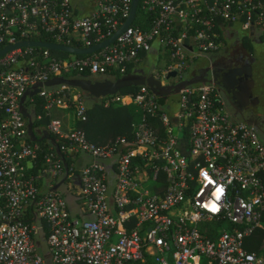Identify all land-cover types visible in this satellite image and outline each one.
<instances>
[{
    "label": "built area",
    "instance_id": "built-area-1",
    "mask_svg": "<svg viewBox=\"0 0 264 264\" xmlns=\"http://www.w3.org/2000/svg\"><path fill=\"white\" fill-rule=\"evenodd\" d=\"M132 1L93 0L80 15L72 0H0V51L94 46L123 26ZM139 9L147 28L130 25L92 54L20 46L0 56V264H264V246L245 247L264 231V143L199 64L227 29L264 34V0H138ZM150 57L148 74L175 92L137 86L98 98L139 118L130 139L92 144L75 127L88 107L63 80L114 81ZM199 70L208 80L189 83Z\"/></svg>",
    "mask_w": 264,
    "mask_h": 264
},
{
    "label": "crops",
    "instance_id": "crops-1",
    "mask_svg": "<svg viewBox=\"0 0 264 264\" xmlns=\"http://www.w3.org/2000/svg\"><path fill=\"white\" fill-rule=\"evenodd\" d=\"M92 1L83 2L82 7L85 13L93 10L94 3ZM72 5L78 11L79 8L73 0ZM229 32L230 29L224 32L223 47L214 52L216 55L214 58H210L209 64L212 67L215 63H221L219 68L224 74L220 80L222 87L220 86L219 90L227 110L234 119L243 120L254 125L256 129L262 130L263 135H259V137L264 143V34L249 33L247 30L228 34ZM154 52L153 50L152 53ZM237 59L240 62H237ZM249 64L257 65L259 69V76L256 77L253 84L247 82L241 73ZM214 81L216 82L215 78ZM53 115L60 116V119L63 118L61 113L56 110ZM86 160L88 161L87 158H85ZM68 200L74 210L73 199L68 196Z\"/></svg>",
    "mask_w": 264,
    "mask_h": 264
},
{
    "label": "water",
    "instance_id": "water-1",
    "mask_svg": "<svg viewBox=\"0 0 264 264\" xmlns=\"http://www.w3.org/2000/svg\"><path fill=\"white\" fill-rule=\"evenodd\" d=\"M138 7V0H133L131 5V12L126 20V22L121 26V28L109 39L98 43L94 46L79 49V48H71L66 47L58 44H52V43H46V42H35V41H29V42H22L19 44H16L11 47H7L0 51V56L4 54L7 50L15 49L17 47H41V48H47L56 52L61 53H69L75 56H84L92 54L100 49L108 47L111 43H113L116 39V37L125 31L130 25H132L136 12ZM203 76L197 74L196 76H192L193 79L189 83H196V82H203L207 81L209 77V72L207 70H203ZM176 75L175 72L169 73L167 78H174ZM64 83L67 85L80 89L83 92L87 93L89 96L98 99L104 96L114 95L118 93L120 90L130 87H137V86H146L148 87L157 97H163L165 94L169 93L168 89L170 87H164L162 86L161 82L158 80H155L153 76L149 75L146 77H141L138 75H130V76H123L120 79L116 81L111 80H97L93 81L91 79H70V80H63ZM35 95V93L33 94ZM23 116L27 117V112L24 108H22ZM46 138H50V136H46Z\"/></svg>",
    "mask_w": 264,
    "mask_h": 264
},
{
    "label": "trees",
    "instance_id": "trees-1",
    "mask_svg": "<svg viewBox=\"0 0 264 264\" xmlns=\"http://www.w3.org/2000/svg\"><path fill=\"white\" fill-rule=\"evenodd\" d=\"M146 16L139 9L137 11L136 19L134 20L132 26L147 28L148 26H143V21ZM130 68L127 71L126 76H130ZM132 75V74H131ZM72 79H90L87 73H82L78 76H75ZM120 79L117 77L114 81ZM136 87L125 88L122 91L127 89H134ZM73 90H76L73 88ZM80 90V89H79ZM91 97V96H90ZM39 100L40 103L36 106V113L43 114V102L36 98L35 101ZM132 117L128 110L123 106L111 107L108 108L105 113L103 109L97 107L95 104L88 107L87 119L85 122H77L75 127L79 130L85 132L87 139L96 146H104L110 141H114L117 137H126L130 139L131 123ZM35 125V124H34ZM46 129V128H45ZM69 160H66V166L69 165ZM264 246V231H257L250 242H246L245 247L249 251L260 252Z\"/></svg>",
    "mask_w": 264,
    "mask_h": 264
},
{
    "label": "rangeland",
    "instance_id": "rangeland-1",
    "mask_svg": "<svg viewBox=\"0 0 264 264\" xmlns=\"http://www.w3.org/2000/svg\"><path fill=\"white\" fill-rule=\"evenodd\" d=\"M86 1L87 0H73V2L75 3L76 6L80 3L79 6H77L79 8L78 11H77L78 14L81 15V14H84L85 13L82 6L84 5L83 2H86ZM240 31H241V28H239V27H232L230 29V32L228 34H231V33H234V32L237 33V32H240ZM215 55L216 54L213 53V54L207 55V57L209 56V58H214ZM164 63H165V59L161 58L159 60V62H158V67H161ZM142 64H143L142 67H139V66L132 67L129 74L130 75L131 74L132 75H138V76H141V77L148 76L149 75L148 73L150 72V70L153 68V65L155 64V59L153 61V59L150 57L149 58V61H147V62L144 59ZM199 64H200L201 67H204V69H208L210 67V64L208 63V61H205L204 59H200L199 60ZM184 77H187V75H184ZM91 79H102V78H98V77L95 76V77H93ZM163 80H164V82L167 85H169V84L170 85L177 84V80H171V81L170 80L167 81L165 79H163ZM77 91L81 93V95H82V101L85 103V105L87 107H90L91 105L95 104L97 107H100V109H103L105 113L107 112L108 108H104L102 106V104H100V102L98 101V99H95L93 97H90L87 93L83 92L82 90H78L77 89ZM39 103H40L39 100L35 101V104H39ZM128 111H129V113L132 116V120H136V119L139 118V114L138 113L137 114L134 113V111H137L136 107L131 106L128 109ZM30 113L32 114V111L31 110H30ZM68 114L71 115V117L73 115V113H68ZM57 117L60 118V116H57ZM47 125H48V119L47 118H43V120L38 124V128L45 129L47 127ZM261 131L262 130H259L257 128L258 135H261L262 136L263 134H262ZM181 135L182 134L179 132L178 136H181Z\"/></svg>",
    "mask_w": 264,
    "mask_h": 264
},
{
    "label": "flooded vegetation",
    "instance_id": "flooded-vegetation-1",
    "mask_svg": "<svg viewBox=\"0 0 264 264\" xmlns=\"http://www.w3.org/2000/svg\"><path fill=\"white\" fill-rule=\"evenodd\" d=\"M237 62H240L239 59H237ZM220 66H221L220 62L215 63L214 66L210 67V71H209L213 75V77L216 79L215 83L217 84L218 89L221 86L220 80L222 79L223 74H224V72L219 68ZM203 72H204L203 70L192 71V72H190V75L196 76L197 74H199V75L203 76L204 75ZM241 73H243V77L247 80V82H251L253 84L255 82L256 77L259 76V69L257 68V65L249 64V66L244 68L243 72L241 71ZM91 80L102 81L104 79H91ZM175 90H176L175 88H169L168 92L173 93V92H175Z\"/></svg>",
    "mask_w": 264,
    "mask_h": 264
}]
</instances>
